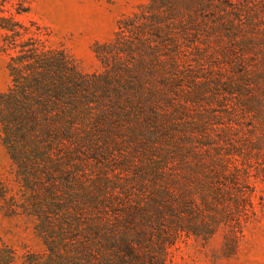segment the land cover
<instances>
[{"label": "trees", "instance_id": "16d2710c", "mask_svg": "<svg viewBox=\"0 0 264 264\" xmlns=\"http://www.w3.org/2000/svg\"><path fill=\"white\" fill-rule=\"evenodd\" d=\"M30 13L27 0H0L11 79L0 138L29 194L20 212L0 179V216L28 217L46 253L1 245L0 264H172L185 239L252 222V180L264 177V0H149L96 47L92 74ZM218 50L227 60L212 58ZM205 66L207 81L243 72L214 82L209 93L223 95L202 107L209 88L182 92L180 81ZM174 102L181 128L168 126ZM225 241L237 248L240 237Z\"/></svg>", "mask_w": 264, "mask_h": 264}, {"label": "rangeland", "instance_id": "374dc122", "mask_svg": "<svg viewBox=\"0 0 264 264\" xmlns=\"http://www.w3.org/2000/svg\"><path fill=\"white\" fill-rule=\"evenodd\" d=\"M27 1L31 5V13L28 18L49 27L52 31V45L56 47L63 46L80 64L83 71L89 74L100 72L101 70L94 53L96 47L111 42L118 31L120 22L124 18L138 13L142 6L149 3V0ZM252 2L259 3L261 0H252ZM215 53L212 58L217 61L223 62V60H227L226 57L222 58L220 50ZM194 58H197V56ZM7 62L8 58L0 53V91L2 92H6L11 83ZM232 70L235 72L233 73L229 69L223 71L224 80L207 81L203 78L205 76L202 75L207 71L206 66L201 69H185L182 71L180 91L184 92L188 88L192 89V91L198 88L206 90L209 88V91L207 90L209 93L211 90L213 91L214 82L217 81L221 84L230 83V81L233 82V80H237L242 75V69ZM217 73H220L219 69H217ZM180 93H176L178 94L176 96L177 100L181 98ZM221 95L223 94L220 90L215 95L213 92L205 94L200 99L202 107H207L206 104L216 101L221 98ZM174 107L175 111L173 110ZM171 108L173 109L169 112ZM195 110L197 111V108ZM166 111L168 112L166 118L172 117V119L167 120L168 126L181 128L186 125V117L178 115V103L174 102L173 107L168 108ZM152 126H154V123L150 120V127ZM141 153L138 152V156L141 157ZM107 164L110 167L114 165L110 161L109 163L93 162L92 168L95 170L103 169L104 165L108 167ZM117 164L120 165V163ZM142 165L145 166L146 164ZM135 167H138V165ZM256 167L257 165H253L251 171L253 172ZM111 172L112 169L108 171L110 175ZM114 173L118 174V172ZM99 174L101 175V173ZM0 179L12 189V204L16 205L20 212L23 211L21 208L27 207L29 194L27 195L19 187L16 179V170L2 145L1 138ZM252 182L255 187V193L252 197L255 210L243 216L244 219H250L252 222L246 225L242 232L235 227L220 229L211 240L185 239L172 250V264H264V177L261 176L257 180H252ZM63 185H65V181H63ZM233 235L240 237V243L237 248L225 241L227 237ZM1 245H10L20 252L26 250L38 255L46 253V247L41 239L37 237L33 224L25 215L16 218L0 216Z\"/></svg>", "mask_w": 264, "mask_h": 264}]
</instances>
